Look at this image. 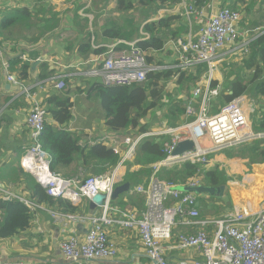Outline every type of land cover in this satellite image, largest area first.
<instances>
[{
	"label": "built area",
	"instance_id": "1",
	"mask_svg": "<svg viewBox=\"0 0 264 264\" xmlns=\"http://www.w3.org/2000/svg\"><path fill=\"white\" fill-rule=\"evenodd\" d=\"M179 6V14L188 22L190 32L184 38L172 42L177 60L173 65H152L148 63L146 53L137 46V41L127 42L121 39L105 45L108 50L104 54L94 55L76 66L84 69L80 72L81 76L98 79L105 86L143 84L151 71L167 68L188 70L198 64L208 66V72L193 89L192 97L186 104L185 121L176 127L166 126L160 130L128 135L121 141L115 138L111 147L116 154L122 155V161L105 174L69 178L51 169L52 156L41 143L48 118L46 106L38 95L36 85L24 83L11 72L5 46L0 43V65L7 80L19 87L21 95L32 103L26 119L30 143L20 159L21 167L49 195L68 199L74 205L83 199L93 201L94 196L100 193L105 195L104 202L100 205L101 213L82 215L53 211L0 185V196L3 199L21 200L35 218L39 210H46L57 219H65L71 223L86 222L89 225L83 237L73 230L61 241L59 246L65 264H264V206L256 210L247 203L225 217L201 220L198 194L181 188L201 186V179L192 177L180 184L162 179L159 175L163 167L182 163L204 165L209 162L208 156L212 152L241 146L264 137L263 132L256 133L252 126L251 107L246 109L245 96L223 105L217 113H211L212 104L222 90L221 85L211 86L215 71L232 57L241 59L247 56L252 41L264 34V27L242 32L239 26L241 13L229 6L215 9L210 0L203 6L183 0ZM195 23H201L198 32L193 31ZM122 43L128 48L117 49ZM93 48L96 46L93 45ZM23 58L28 59L25 55ZM71 75L73 74L55 77V88L64 90L65 79ZM162 136L168 137L163 142L165 157L152 165L153 173L149 182L136 187V192L145 196V211L140 216L133 211L116 209L118 207H114L112 195L122 180L125 160L133 158L141 140ZM189 139L195 142V149L174 156L178 143ZM205 140H209L211 145L205 146ZM122 146H125L124 150ZM111 212L118 213V216L113 217ZM179 224L200 227L197 233H180L176 248L196 250L202 259L178 258L171 261L167 257L169 241ZM111 226L136 230L148 262H122L118 246L109 236L108 227ZM206 227L210 228L205 229ZM0 264L28 263L0 259Z\"/></svg>",
	"mask_w": 264,
	"mask_h": 264
},
{
	"label": "trees",
	"instance_id": "2",
	"mask_svg": "<svg viewBox=\"0 0 264 264\" xmlns=\"http://www.w3.org/2000/svg\"><path fill=\"white\" fill-rule=\"evenodd\" d=\"M119 9L133 8L136 2L147 6L154 5V11L162 8H169L179 5L183 0H117ZM196 6H203L207 0H188ZM230 8L237 10L239 6H243L249 2L246 7L247 13L254 8V0H232ZM264 5L261 0L260 6ZM35 16V19H34ZM37 14L33 15L29 9L10 8L0 11V43H4L10 39L9 34L4 33V28L20 25L23 21L29 24L36 20ZM58 21L56 15L45 19V29L55 28ZM247 21V20H246ZM246 21L242 18L240 25H244ZM74 22L78 24L79 38L77 42L78 53L86 60L92 55L104 54L111 41L125 40L127 42L137 41L147 56L148 63L152 65H168L165 61L158 57V54L165 49H169V56L175 55L172 42L178 38H184L189 32L188 22L179 14L172 13L163 16L156 21H145L141 29L134 26L133 21H127L124 24L111 22L105 25L99 35L96 31H92L89 27V19L81 18L76 12ZM254 23V22H253ZM259 27H264V20L257 21ZM257 25L251 22L248 29L254 30ZM95 33V34H94ZM94 38V41H93ZM40 37L32 38L38 41ZM171 44V45H170ZM93 45L96 48H93ZM73 46V45H72ZM126 44H119L117 49H127ZM39 56L37 51L28 54L29 61H24L18 57L10 59L11 71L16 72V76L21 80L30 78L32 61ZM238 59V58H237ZM177 61V60H176ZM230 59L223 65L230 69L228 79L224 83L216 79H212L211 86H222L218 101L214 107L215 101L211 107V113H217L220 108L231 102L232 100L247 94L251 86L255 88L257 94L264 92V34L255 38L250 45V52L247 56L237 60ZM40 79H45L52 75L54 71L49 72V64L44 62L40 65ZM208 72L207 64H198L188 70H179L175 68H167L160 71H151L147 75V80L143 84L133 86H105L101 82H91L86 90V94L92 98L96 97L100 107L104 111V118L107 127L116 132L130 129L135 135L151 131L157 124L158 113L155 111L157 107L166 105L168 108L165 118L170 121H185L186 104L191 99L190 90L197 86L203 76ZM1 77V72H0ZM176 77V84L179 87L178 92H182L184 96L174 99L171 94L165 93L169 80ZM66 89L47 97L44 105L48 112L45 130L41 136L43 148L52 156L51 169L60 172L64 176H73L77 169L70 172L68 169L72 167L76 161L81 160L85 170L90 172L89 175H100L115 169L122 161V155L116 154L111 147L100 142H88L81 144V135L71 131L67 126L73 119L74 102L69 93V78L65 79ZM254 129H260L264 133V113L256 115L253 122ZM168 139L162 137H148L141 140L135 150L133 160L127 159L124 162L126 172L123 180L118 184L129 183L132 193L131 201L136 205L145 203L138 193H135V187L141 183L147 184L153 173L152 165L161 161L165 157L163 142ZM246 152L258 153L264 161V137L255 139L244 145ZM132 164L138 165V170H131ZM75 171V172H74ZM203 171H199V166L191 163H182L171 167H163L159 173L162 179L171 180L180 183H186L189 178L199 177ZM203 176V175H202ZM204 179V180H203ZM201 181L203 185L211 183V185H220L219 180L212 182L209 178L203 176ZM208 179V180H207ZM24 186L27 197L38 204L45 205L50 208H56L63 212H77L78 208L72 201L64 198L54 197L46 192L32 175L26 172H17L15 181ZM205 183V184H204ZM22 184V185H21ZM119 205H126L122 200ZM139 208V206H137ZM34 219L33 212L29 207L19 199L5 200L0 196V239H7L19 235L30 229Z\"/></svg>",
	"mask_w": 264,
	"mask_h": 264
},
{
	"label": "crops",
	"instance_id": "3",
	"mask_svg": "<svg viewBox=\"0 0 264 264\" xmlns=\"http://www.w3.org/2000/svg\"><path fill=\"white\" fill-rule=\"evenodd\" d=\"M186 1L191 3L188 0ZM210 1L215 9L229 6L233 3L232 0ZM254 1L255 6L250 13H248L249 15L247 19L251 20L253 19L252 16H259L261 18H255L264 20V5L260 6L261 0ZM43 4L44 3H41L40 0H0V11L10 8H27L33 15L37 14L36 20H34L32 24L23 21L20 25L4 28V33H29L32 30H36V33L32 38L40 37L38 41H33L31 38L30 41L36 45L24 41L19 45H9V41L4 42L6 57L9 60L18 57L24 61H29L30 58L28 57V54L30 52L37 51L39 54L35 60L31 61L34 63L37 59H41L42 62L36 67V69L31 68L29 79L22 81L28 85H36L38 95L43 103H45L48 96L68 90L66 88L61 91L56 89V80L53 79L58 75L73 74L69 78V85H67V88L68 86L70 87L69 95L74 102L73 119L67 127L71 131L81 135L82 145H85L88 142L94 143L103 141L104 144L111 147L115 138H117L118 141H121L123 137L134 134L130 129L120 132L110 130L106 125L104 111L100 107L98 99L96 97L90 98L86 94L88 84L85 81V77L80 75V72L84 69L79 67L76 68L79 63L85 61L77 50V42L81 38L77 36L74 40L69 41V35L65 38L62 34L78 33V24L76 25L74 22V16L64 15L61 19L58 18L55 28L45 29L44 22L45 19L51 18L52 7ZM247 6H249V2L243 6H239L237 9V11L241 13L242 18H246ZM180 10L181 7L175 5L169 8H162L158 11H153L150 13L149 21H156L163 16L172 13H179ZM163 12L168 13H165V15ZM81 16L84 15L80 13V17ZM255 18L254 20H256ZM200 26L201 23L195 24V27L197 28L196 32L199 31ZM103 27L104 26H96L95 31L101 33ZM240 29L242 32H245L248 27H240ZM116 41H111L108 44H113ZM24 55L27 56V60L23 58ZM93 56L94 55L90 58ZM159 56H162V52L158 54V57ZM169 58H171V61L168 65H173L176 62V56L171 55ZM237 58L238 57H232L231 59L236 62L239 60V58ZM44 62L49 64V72L54 71V73L45 79H40V65ZM223 64L217 68L214 74V79L220 81L221 84L228 79V73L230 72V69ZM0 72V185L13 192L16 191L15 193L19 195L27 197V192L23 189L24 186L21 184L22 188L19 186L20 183L14 181L15 177H17V172L24 171L20 165V159L30 143V132L26 124V119L31 110L32 103L27 97L21 95L19 87L13 85L7 80L1 65ZM12 73L16 76V72ZM97 82L100 81L97 80ZM40 86H42V88H40ZM190 94V97H192L191 90ZM183 96L184 94L182 92L180 93L177 91L173 98L179 99ZM244 96L246 97V109H249V106L251 107L250 119L253 126L256 115L264 113V92L263 94H257L254 88L252 91L249 89ZM158 108L155 110H158ZM166 111H168V108H166ZM180 122L181 121H175L173 123L180 124ZM161 125V123L154 125L152 130H160L161 128L156 127ZM203 144L205 146L211 145L209 140L203 141ZM124 149L125 146H122V150ZM124 152L125 151H123V153ZM131 160H133V158ZM208 160L209 162L207 164L198 165L199 171H203L202 175L204 177L206 175L210 182L215 179L219 180L220 185L216 186L211 185V183H204V186L219 187L221 188V192L220 195L218 194L219 196H216V194L198 193L200 196L199 198L207 200L206 203L198 201L201 220L225 217L232 213L236 208L247 203L253 205L256 210L264 206V161L260 154L246 152L244 146H237L212 152L209 154ZM132 165L131 170L139 169L138 165ZM73 169H77L76 173L73 176L66 177L85 178L91 176L89 175L90 172L84 169L81 160L76 161L68 170L73 172ZM126 169V165H123V176ZM202 175L199 176L200 179ZM223 185H225V192L221 195ZM181 188L185 190L186 187L181 186ZM129 192L132 193L131 189L130 191L121 194L117 199H114L113 205L114 207H118L116 209H119L120 211H133L141 216L146 209V204L142 203L141 205H136L134 201L132 203L130 195L128 194ZM134 192L137 193L136 187ZM143 196L144 195L140 197L143 199ZM120 200L125 202L126 205H119L118 203ZM76 206L78 208L77 212H63L56 208L45 207L52 209L53 211L82 215L99 214L102 212V207L100 205L93 206L91 200L88 199H83ZM137 206H139V208H137ZM114 212H111V215L117 217L118 213ZM88 227L89 225L86 222L71 223L65 219H57L53 217L46 210H39L36 218L34 217L29 230L11 238L0 239V259H2V261L6 260L12 262L24 261L28 264H65L59 246L61 241L73 230H76L78 235L83 237L88 231ZM207 228L209 229L210 227H206L205 229ZM199 230V226L179 224L173 231V238L169 241L170 248L166 252L167 257L171 261H175L178 258L202 259L200 253L196 250H180L176 248L177 237L180 233H197ZM108 232L110 238L118 246L119 259L122 262H148L144 247L136 230L124 229L120 226H111L108 227Z\"/></svg>",
	"mask_w": 264,
	"mask_h": 264
},
{
	"label": "rangeland",
	"instance_id": "4",
	"mask_svg": "<svg viewBox=\"0 0 264 264\" xmlns=\"http://www.w3.org/2000/svg\"><path fill=\"white\" fill-rule=\"evenodd\" d=\"M40 2L46 4V6H51L52 7L51 8V10H52L51 14L56 15L59 19H61L64 15H73L74 16L76 14V12L79 15H80V13H82L84 16H81V17L89 19V27L92 31H95L96 26L110 25L111 22L124 24L127 21H133L134 26L136 28L141 29L143 26V23L147 20H150V13H152L154 11V5L153 4L144 6V5H141L137 2H136V6H134L133 8H131V9L124 8L123 10H121V9H119V5H118L117 0H40ZM165 13L167 14L168 12H165ZM248 15L249 14L246 11V18L244 17L243 19L245 21L246 20L247 21L244 25H239V26L240 27H248L249 23L251 22L252 24L257 25L259 27V24L255 23V22L260 21V19H256V18H261V17L252 16L253 19L249 20V19H247ZM254 18L256 20H254ZM91 19H92V22H91ZM195 24L193 25L194 31L197 30V28L195 27ZM35 33H36V30H32L29 33L9 34V37H10V39L8 40L10 42L9 45H13V44L19 45V44H22L21 42H23V41L31 43L32 45H36L30 41ZM62 34L64 35L65 38H67V36L69 35V37H68L69 41L74 40V38L77 37L76 33H62ZM99 34L100 33H96V35H99ZM1 44L4 45V43H1ZM25 45H26V43H25ZM168 50L169 49H166L164 51V53L162 52V56H159V58L162 59L163 61H165L166 63H169L171 61V58H169V51ZM85 79H86L85 81L88 84V86L90 85V82H95L98 80V79H94V78H85ZM176 80H177L176 77H173L172 80H169V83H168V86L166 88L165 93L171 94V96H172V94H173V96H174V94H176V92L179 89V87L176 84ZM253 89H254V87L251 86L250 91H252ZM93 98H95V97H93ZM217 101H218V99L215 101L214 107L216 106ZM161 107H162V110H161ZM166 108H169V107H166V105H164V106H160L158 108V110H155L158 113V117H159L158 118L159 121L157 122V124L158 123L162 124L161 126H157L156 128H163L166 126L176 127L179 125L177 123H173V122H175V120L172 122L168 118H165V114L167 113ZM173 124H176V125H173ZM201 178L203 179V176ZM224 192H225V185H223V187H222L221 195ZM219 195L216 194V196H219ZM199 197L200 196L198 195V201H201L202 203L207 202L206 199H204V198L202 199ZM216 201H218V200H216Z\"/></svg>",
	"mask_w": 264,
	"mask_h": 264
},
{
	"label": "water",
	"instance_id": "5",
	"mask_svg": "<svg viewBox=\"0 0 264 264\" xmlns=\"http://www.w3.org/2000/svg\"><path fill=\"white\" fill-rule=\"evenodd\" d=\"M41 62H42L41 59H37L33 63L32 69H36V67ZM255 132L260 133L261 131H260V129H255ZM194 147H195V142L193 140L189 139V140L182 141V142L178 143L176 149L173 152V155L174 156L181 155L185 151L194 150L195 149ZM130 189H131V186L129 183H124V184L118 185L115 188V191L112 195L113 200L117 199L121 194L130 191ZM185 190L195 192L196 194H198V193H209L212 195L220 194V192H221V188H219V187H210V186H204V185H201V186H198L195 188H185ZM104 198H105V195L100 193V194L94 196L93 201H91V204L93 206L102 205L104 202Z\"/></svg>",
	"mask_w": 264,
	"mask_h": 264
}]
</instances>
